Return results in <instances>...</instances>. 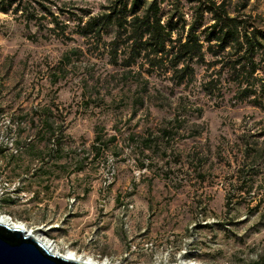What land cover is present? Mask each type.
Listing matches in <instances>:
<instances>
[{
  "label": "rangeland",
  "instance_id": "rangeland-1",
  "mask_svg": "<svg viewBox=\"0 0 264 264\" xmlns=\"http://www.w3.org/2000/svg\"><path fill=\"white\" fill-rule=\"evenodd\" d=\"M17 1L0 9V212L112 264H264V100L238 96L231 46L178 83L153 54L125 64L115 25L82 33L112 0ZM156 1L183 37L220 9L264 29V0Z\"/></svg>",
  "mask_w": 264,
  "mask_h": 264
},
{
  "label": "trees",
  "instance_id": "trees-1",
  "mask_svg": "<svg viewBox=\"0 0 264 264\" xmlns=\"http://www.w3.org/2000/svg\"><path fill=\"white\" fill-rule=\"evenodd\" d=\"M15 2L12 9L16 11L17 0H0V9L8 11ZM211 7L214 6L211 5L210 10ZM107 9L100 16L88 19L82 26V33H96L105 26L115 25L117 31L126 35L129 45L130 54L125 64H130L140 54H153V60L166 59L170 62L169 67L177 77L176 82H189L194 76L193 62L203 61L207 51L215 56L226 46H231L229 65L238 85V96L242 99L252 95V100L258 103L264 100V29L247 31L236 17L229 16L220 9L214 10V22L207 32L204 30L203 38L196 32L199 22L197 18L183 37L182 32L177 29V20L162 21L160 6L156 0H149L147 3L146 0H112ZM199 9L201 16L202 8L199 6ZM20 10L27 14L28 20L36 18L38 11H28L26 8ZM176 29L177 35L173 37L172 33ZM211 40L215 43L209 42Z\"/></svg>",
  "mask_w": 264,
  "mask_h": 264
},
{
  "label": "water",
  "instance_id": "water-1",
  "mask_svg": "<svg viewBox=\"0 0 264 264\" xmlns=\"http://www.w3.org/2000/svg\"><path fill=\"white\" fill-rule=\"evenodd\" d=\"M0 264H96L49 252L25 229L0 221Z\"/></svg>",
  "mask_w": 264,
  "mask_h": 264
},
{
  "label": "bare ground",
  "instance_id": "bare-ground-1",
  "mask_svg": "<svg viewBox=\"0 0 264 264\" xmlns=\"http://www.w3.org/2000/svg\"><path fill=\"white\" fill-rule=\"evenodd\" d=\"M0 221L3 223H7L9 225H19L25 229L26 233H29L31 236H33L36 240H38L42 246H44L49 252L55 253V254H61L63 256L73 258V259H79V260H86L89 262H93L96 264H112L108 259L104 260H97L94 257H92L89 254L86 253H80L78 251H75L71 248H65V250H61L57 244L50 238H47L40 230V228H32L27 226L24 222L16 220L12 218L10 215L6 213L0 212ZM120 264V263H116ZM167 264H193L192 262L183 263V262H172Z\"/></svg>",
  "mask_w": 264,
  "mask_h": 264
},
{
  "label": "built area",
  "instance_id": "built-area-1",
  "mask_svg": "<svg viewBox=\"0 0 264 264\" xmlns=\"http://www.w3.org/2000/svg\"><path fill=\"white\" fill-rule=\"evenodd\" d=\"M16 184H17V185H20L19 182H17ZM15 188H16V187H15ZM15 188H13V190H15ZM1 193H3V188H2V187H0V194H1Z\"/></svg>",
  "mask_w": 264,
  "mask_h": 264
}]
</instances>
